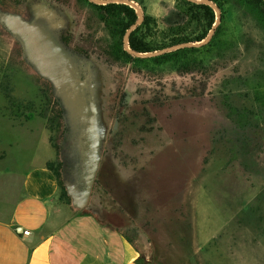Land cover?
<instances>
[{"label": "rangeland", "instance_id": "1", "mask_svg": "<svg viewBox=\"0 0 264 264\" xmlns=\"http://www.w3.org/2000/svg\"><path fill=\"white\" fill-rule=\"evenodd\" d=\"M174 1L135 0L143 15L154 16L160 27L174 21ZM76 6L81 7L75 0H0V68L6 69V85L14 99L10 104L5 85L0 86V206L8 202L10 191L2 190L1 184L12 182L9 172L53 158L47 137L50 145L59 144L51 161L55 166L61 161L62 183L76 191H92L88 203L100 216L127 226L124 217L110 214L125 209L110 188L113 174L122 172L141 186L130 206L134 217H203L205 212L210 217H243L240 224L226 226L225 234L217 238L218 242L223 238L218 248L239 251L243 260L234 264H264V101H255L252 88L255 82L264 83L254 78L264 76L260 14L252 6H236L239 11L231 27H242L248 50L238 46L216 56L213 47L205 54L209 60L205 70L178 74L167 64L148 66V57L135 65L136 72L118 63L107 65L97 53L108 34L95 20L86 22L91 9ZM40 12L50 14V19L42 18L43 25L49 24L70 42L62 61H71L80 78L72 93L75 101L50 78L25 32L16 31L12 23L17 16L29 20ZM71 44L88 47L92 54H77ZM43 47L47 51L48 46ZM242 52L244 61H236ZM253 57L256 61H250ZM199 83H206L203 94L192 96L189 89ZM59 108L64 116L56 130L52 120ZM145 111L155 120L150 121ZM152 166H162L161 192L167 198L163 207L154 206L148 187ZM99 205H108L110 213ZM162 211L168 215H160ZM170 246L175 248V243Z\"/></svg>", "mask_w": 264, "mask_h": 264}, {"label": "crops", "instance_id": "2", "mask_svg": "<svg viewBox=\"0 0 264 264\" xmlns=\"http://www.w3.org/2000/svg\"><path fill=\"white\" fill-rule=\"evenodd\" d=\"M175 13L174 8V16ZM40 16L48 15L40 12L35 17ZM238 30L237 44L248 50L249 39H243L241 26ZM243 56L242 52L236 61H244ZM45 140L51 146L47 137ZM52 150L54 159L57 152ZM52 159L11 171L14 181L1 184L2 190H9L10 194L7 204L0 206V264H148L150 260L154 264H234L243 260L237 250L232 253L218 248L223 238L217 241L230 222L240 224L243 217H210L209 212L203 217H134L130 206L138 198L140 183L115 172L109 187L125 209L110 213L108 205L99 206L114 217H124L128 224L123 226L120 220L105 218L91 209L88 199L92 191L87 188L76 191L64 183L69 202L60 200L58 179L46 167ZM161 170L162 166L148 169V187L155 207L167 204L161 192ZM196 187L201 189L202 185L197 183ZM168 212L162 211L160 215ZM236 230L237 237H241L242 231ZM171 241L175 243L173 249Z\"/></svg>", "mask_w": 264, "mask_h": 264}, {"label": "trees", "instance_id": "3", "mask_svg": "<svg viewBox=\"0 0 264 264\" xmlns=\"http://www.w3.org/2000/svg\"><path fill=\"white\" fill-rule=\"evenodd\" d=\"M58 1V0H56ZM77 4H80V10L91 9L90 16L86 18V22H95L98 27L108 34L106 44L101 46L102 52L97 53L98 58H101L104 63L109 66L117 65L127 66L133 72H136L135 67L138 63L145 62L147 58H140L130 55L123 49L122 38L125 30L136 20L137 15L135 10L124 3H106L95 4L88 0H75ZM135 1V0H134ZM217 5L220 10V21L216 27L214 34L210 41L200 47H183L170 52H165L156 56L148 57V66L150 64L163 65L167 64L178 74L196 73L205 70V61H209L205 58V54H209L211 48H216V56H220V53L224 54L227 50L237 49L239 33H237L238 26L234 25V14L236 6L246 9L247 6H252L260 14L259 19L264 21V0H211ZM174 8L176 10L175 19L172 23L160 27L158 20L144 12L143 21L129 34L128 44L131 49L139 52L155 51L161 48L182 43V42H196L202 40L207 34L208 30L212 26L215 13L214 10L205 4H199L190 0H175ZM234 12V13H233ZM96 18V19H95ZM42 18L38 19L33 26L36 28L37 33H42L46 36V40L39 39L44 43L47 51L50 50V57L54 61H49L43 66L50 76L55 81L54 74L61 68L65 61H62V52H66L70 48V42H67L66 35L63 37L58 36L55 29L49 24L46 27L42 23ZM25 26L28 24L25 23ZM42 26L44 30L39 29ZM90 34L92 33V27H89ZM98 31V30H97ZM100 31V30H99ZM91 36V35H90ZM91 39V37H90ZM113 40V43L111 41ZM91 41L88 39V43ZM98 41L92 42L93 50H96V44ZM73 47L71 51L89 57L91 49L78 44H71ZM45 47V46H44ZM49 49V50H48ZM101 51V50H100ZM204 54V55H203ZM236 56V54H234ZM143 60V61H142ZM52 65V66H51ZM136 65V66H135ZM8 74L5 68H0V86L5 85L6 96L9 99L10 104L14 103V99L9 95L8 88L6 85ZM255 80L264 79V76H254ZM206 83H199L193 85L189 89V93L193 95L203 94ZM198 89L199 93H194L193 89ZM254 98L257 103H263L261 98L260 88H264V83L255 82L254 86ZM264 95V92L262 93ZM60 104V103H59ZM55 105L58 103L55 102ZM62 108V107H61ZM146 110V109H145ZM147 113V111H145ZM149 120L154 121L153 117H150L149 112L147 113ZM64 114L60 111V108L56 111L55 119L52 120L56 125V130H59ZM229 116V114H228ZM52 128V127H51ZM151 130V129H148ZM122 132L118 133L120 135ZM115 134L111 136L110 141H114ZM51 141V138H50ZM57 153H59V144L52 143L51 145ZM2 155H0V158ZM61 165V161H57V165H54V161H47L46 167L53 171L58 179L60 186V200L69 202V197L65 190L64 184L60 179V173L58 168ZM143 264L145 262L143 261Z\"/></svg>", "mask_w": 264, "mask_h": 264}, {"label": "water", "instance_id": "4", "mask_svg": "<svg viewBox=\"0 0 264 264\" xmlns=\"http://www.w3.org/2000/svg\"><path fill=\"white\" fill-rule=\"evenodd\" d=\"M88 1L95 3V4H102V5H104L106 3H124V4L129 5L130 7H132L135 10L137 18L125 30V32L123 34V38H122V44H123V49L127 53H129L130 55H133L135 57H140V58L156 56V55H159V54H162L165 52H170L172 50H176V49L183 48V47H200V46L206 44L210 40L212 34L214 33L216 26L219 24V21H220V10L217 7V5L215 3H213L211 0H190V1L195 2V3L208 5L214 10L215 20H214L212 26L210 27V29L208 30L207 34L205 35V37L202 40L196 41V42H182V43L170 45V46H167V47L161 48L159 50H155V51L139 52V51H135V50L131 49L129 44H128L129 34L143 21V17H144L143 11L138 6V4L134 0H88ZM47 15L48 16H40L38 18L37 17L30 18L29 20H25V19H22L21 17L17 16L12 21V23L15 26L16 31L21 29L22 31L25 32V34L27 35V39L29 41V44L31 45V50H32L33 55H35V57H37V59L43 65H44L43 62H46V61H42L40 58L45 59V55H44L43 49L41 48V42H40V39L38 36L39 34L37 33V30L33 26V24L36 23L37 20L40 18H47V19L49 18L50 19V14H47ZM25 23H27L28 25L25 26L24 25ZM78 81L80 83V79ZM91 108H92V106H91ZM89 129H90V126H89L88 130Z\"/></svg>", "mask_w": 264, "mask_h": 264}, {"label": "flooded vegetation", "instance_id": "5", "mask_svg": "<svg viewBox=\"0 0 264 264\" xmlns=\"http://www.w3.org/2000/svg\"><path fill=\"white\" fill-rule=\"evenodd\" d=\"M41 42V48L43 49L44 55H45V59L40 58L42 61H46L43 62L45 63H49V61H54L51 59V57L48 55V52L45 50V48H43L44 43L42 41ZM52 64V62H51ZM53 65V64H52ZM51 65V66H52ZM56 70H59L58 72H56L54 74V78H55V82L56 85L58 87H60V89L67 95V97H69V99L75 101V99L73 98V90H74V84L76 82V79L79 80L80 78H77L76 75V68H74L73 64L71 63V61H65V63L62 65L61 68H57ZM79 140L83 139L82 135H79Z\"/></svg>", "mask_w": 264, "mask_h": 264}, {"label": "built area", "instance_id": "6", "mask_svg": "<svg viewBox=\"0 0 264 264\" xmlns=\"http://www.w3.org/2000/svg\"><path fill=\"white\" fill-rule=\"evenodd\" d=\"M24 233H25V234H28V230H25Z\"/></svg>", "mask_w": 264, "mask_h": 264}]
</instances>
